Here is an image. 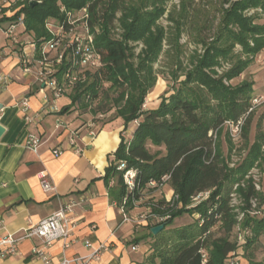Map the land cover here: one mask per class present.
<instances>
[{"label":"trees","instance_id":"obj_1","mask_svg":"<svg viewBox=\"0 0 264 264\" xmlns=\"http://www.w3.org/2000/svg\"><path fill=\"white\" fill-rule=\"evenodd\" d=\"M167 1L21 0L11 18L22 14L25 30L34 42H40L51 36L48 20L64 22L68 28L67 12L85 8L93 46L103 64L68 88L70 105L90 112L94 122L98 114L114 109V118L122 120L123 130L132 121L136 127L129 139L120 134L114 157L105 169L109 198L128 212L148 192L157 190L163 177L168 176L165 184L172 190L169 200L162 197L145 204L152 215L146 224L150 252L136 264H225L235 253L252 258L248 249L264 233L263 193L256 189L249 173L255 166L264 167V133L257 131L253 141H247L255 110L242 128L247 152L241 161L230 166L216 138L225 120H236L250 106L253 80L245 78L234 85L230 81L264 48V22H255L264 13V0H222L216 30L209 39H200L202 51H192L188 68L181 66L179 58L185 16H167L173 25L168 26L173 30L171 35L159 22ZM182 10L188 12L186 5ZM117 25L120 32L115 37ZM163 40L179 48L175 65L183 69L184 78L172 85V91L163 94L155 107L144 108L146 95L156 83L154 63L161 55ZM137 42L143 44L139 51L135 49ZM236 46L240 50L236 51ZM225 62L229 67L219 74L217 68ZM65 68L64 63L59 65L56 74L61 75ZM119 163L124 167L119 169ZM128 169L136 172L130 188L124 180ZM152 182L156 184L152 186ZM234 184L241 198L237 206L232 203L233 189L227 191V185ZM253 199L257 201L255 207ZM183 213L195 217V226L185 225L163 234ZM153 218L163 219L152 222ZM153 224L164 226L152 234ZM237 225L247 232L238 243L230 236ZM213 227L218 228L219 235L214 236Z\"/></svg>","mask_w":264,"mask_h":264},{"label":"crops","instance_id":"obj_2","mask_svg":"<svg viewBox=\"0 0 264 264\" xmlns=\"http://www.w3.org/2000/svg\"><path fill=\"white\" fill-rule=\"evenodd\" d=\"M7 16L10 15L0 14V123L5 127L0 136V235L19 233L56 211L61 204L73 200L72 217L76 226L69 246L64 248L63 240H55L46 248L47 256L54 262L63 256H83L90 251L84 241L90 240L94 245L109 244L98 264H136L150 252L148 221L141 217L148 213V207L138 206V201L132 210L123 212L111 202L104 178L120 134L129 139L136 127H130L129 123L123 130L122 120L117 118L102 126L98 124L94 136L82 128L83 139H76L80 148L77 151L69 144L70 132L84 124L85 116L91 113L70 105L69 91L55 100L59 111L52 109L53 101L44 100L47 89L32 73H22L20 47L12 44L3 31L12 19ZM17 32L23 43L32 37L23 26ZM25 46L30 50L28 44ZM24 97L30 106V121L25 120L19 107ZM58 118L63 123L57 127ZM29 133L41 139L36 151L25 146ZM54 149L60 154L55 156ZM41 171L48 174L53 189L45 191L40 186ZM171 192L169 187L165 198ZM40 245L37 238L23 239L16 255L4 257L2 264H43L33 253V248ZM238 257L240 263L243 258Z\"/></svg>","mask_w":264,"mask_h":264},{"label":"built area","instance_id":"obj_3","mask_svg":"<svg viewBox=\"0 0 264 264\" xmlns=\"http://www.w3.org/2000/svg\"><path fill=\"white\" fill-rule=\"evenodd\" d=\"M21 0H0V14L10 15L7 17H12L20 7L18 2ZM260 10V8H259ZM253 10H250L252 12ZM88 14L86 10L81 15H76L74 12H67L65 18L68 28L65 27L64 22L59 23L54 20H48L46 22V27L50 38L47 40H42L40 42H34L30 39L27 42H22L18 37L17 28L19 26H24V16L20 14L19 16L12 18L8 21V25L3 28L4 33L8 36L12 44H16L20 47L21 55L19 57V67L22 73L28 74L32 73L35 79L45 87L48 93L43 95L45 101L49 99L52 102V109L59 111V107L54 103L55 100L65 94L75 83L82 82L86 78V72L98 69L102 66L103 61L101 55L95 50L93 46V37L89 31L87 23ZM33 46V50H26L25 45ZM65 64L66 68L61 73L57 75L56 71L59 65ZM264 103V93L254 96L251 99L250 106L246 110V113L241 115L236 120H225L222 125L228 128L229 134L235 139L238 138L242 133V128L245 123V119L249 113L253 112L257 106ZM20 109L24 112V118L30 121V115L28 111L30 109L27 98H22L19 102ZM103 114H98L97 117H102ZM62 121L58 118L56 121V126H61ZM97 123L93 120H88L81 126L73 129L70 132L69 144L74 146L77 151L80 150L76 144V139H83L80 134L81 129L87 130L88 135L94 136L96 134L95 127ZM216 134L214 135V138ZM40 137L36 134L29 133L26 140V147L32 151H36L40 144ZM53 153L55 156L60 154L58 149H54ZM124 167L123 163H119L118 168ZM135 170L128 169L124 173V180L130 187L133 186V179L135 177ZM168 176L162 178L164 180L160 183L158 189L164 186ZM40 186L45 190L49 191L53 189V185L50 182L49 176L45 171L39 172ZM156 183L152 182L151 185L154 186ZM207 192L199 193L194 197V200H199L200 198L206 196ZM233 196V194H232ZM172 197L169 195L168 200ZM75 201L69 200L61 204L56 211L52 212L50 215L40 219L35 224L24 228L19 233H7L5 235H0V264L4 257L16 255L18 252V244L23 239L37 238L40 240L41 245L35 246L33 248V253L42 260L43 264H98L100 260L101 253L108 250L109 244L107 242H100L94 245L90 240H85L84 243L90 251L83 255L74 258H67L63 256L57 262H54L47 256L46 248L51 246V244L58 239L63 240L64 248L69 246L71 241L72 231L76 226V221L72 217L73 206ZM123 211V210H122ZM149 213H143L141 217L147 219ZM162 220L163 218H159ZM247 232L244 230L243 235L240 238V242L243 241V237ZM225 264H239V258L237 253L234 254Z\"/></svg>","mask_w":264,"mask_h":264},{"label":"rangeland","instance_id":"obj_4","mask_svg":"<svg viewBox=\"0 0 264 264\" xmlns=\"http://www.w3.org/2000/svg\"><path fill=\"white\" fill-rule=\"evenodd\" d=\"M222 0H168L166 2V8L164 13L161 15L162 17L159 19V22L166 28L167 33L171 35L172 28H168V26H173L172 22L167 18V16H185L183 19V30L181 32L179 43H180V54L179 58L181 60L182 67H190V55L193 50H197L198 52L202 51L200 39L205 38L209 39L213 32L216 30L217 23L219 20V11L218 7ZM186 5L188 12L183 13L182 8ZM85 12V8L82 7L78 11H76V15H81ZM256 23L264 22V13L255 21ZM120 29L118 25L115 29H113V35L118 37ZM136 51H139L143 44L141 42H137ZM30 50H33V46H27ZM178 47L172 43L163 40V48L161 51V55L158 60L154 63V69L157 71V79L155 85L150 89L148 94L146 95L145 102L143 104L144 108L155 107L163 94L168 95L172 90V85H176L180 80L184 78L182 74L183 69L181 67H176L175 59L176 54L178 53ZM235 50H240L239 46L235 47ZM252 60L247 67H245L244 71L241 72L237 77L233 78L230 83L237 84L242 79L248 78L253 80V91L252 97L258 96L261 93H264V48L261 49L256 55L251 56ZM229 67V63L225 62L220 68H217L219 74L225 71ZM178 75L175 77V75ZM90 112H88L89 114ZM264 103L262 105L257 106L255 109L252 119L249 122V133L247 141L250 144L257 131H261L264 133ZM92 115V114H91ZM90 114L85 116L86 119H91L92 116ZM114 109H111L103 114L102 117L98 119L96 122L97 125L100 124L105 125L110 122H114L118 120L114 118ZM135 125L132 121L130 122V127ZM126 134V133H125ZM216 141L220 144L221 152L224 155L228 156L230 166L241 161L246 152L247 147L245 146V140L242 137V134L238 138L231 137L228 131V128L225 125H222L220 133L217 134ZM230 143L232 144V149L230 148ZM151 150H154L155 147L150 146ZM249 173L253 176L255 181L256 189L263 193L264 198V167L263 166H255L253 167ZM234 184L232 187L227 185V191L231 188L233 189V199L232 203L236 206L240 204L241 198L235 193ZM169 186L164 184V186L159 189L148 192L150 195L143 199L144 201H140L138 206H144L147 202L157 200L159 198L165 197V194L168 192ZM253 207L257 205V201L255 199L252 200ZM261 209L264 210V203L261 204ZM260 209V210H261ZM252 214L256 213L257 216H260L261 211H252ZM242 217V214L238 216ZM195 217L191 216L189 213H183L174 219L172 224L167 225L166 229L163 231V234L169 232L170 230H178L185 225H194L195 226ZM158 218H153L152 222L158 221ZM214 236L219 235V231L217 227H213ZM243 229L240 226H235L230 234L231 239H235L240 242V238L243 235ZM252 251V258H244L239 264H249V262H253L254 264H264V233L259 235L258 239L252 243L249 247L248 251ZM242 252V249H239ZM239 258V257H238ZM240 261V260H239Z\"/></svg>","mask_w":264,"mask_h":264},{"label":"water","instance_id":"obj_5","mask_svg":"<svg viewBox=\"0 0 264 264\" xmlns=\"http://www.w3.org/2000/svg\"><path fill=\"white\" fill-rule=\"evenodd\" d=\"M36 2V1H35ZM5 131V127L0 123V136L3 134V132ZM163 224H157L151 226L150 231L152 234H156L158 231H160L163 228Z\"/></svg>","mask_w":264,"mask_h":264}]
</instances>
